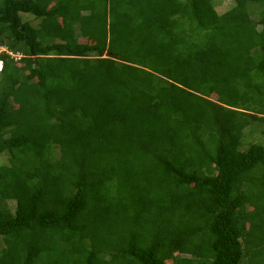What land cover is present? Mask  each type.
<instances>
[{"label":"trees","instance_id":"obj_1","mask_svg":"<svg viewBox=\"0 0 264 264\" xmlns=\"http://www.w3.org/2000/svg\"><path fill=\"white\" fill-rule=\"evenodd\" d=\"M232 1L0 0V264H264V0Z\"/></svg>","mask_w":264,"mask_h":264},{"label":"rangeland","instance_id":"obj_2","mask_svg":"<svg viewBox=\"0 0 264 264\" xmlns=\"http://www.w3.org/2000/svg\"><path fill=\"white\" fill-rule=\"evenodd\" d=\"M232 5H233L232 0H217L216 9L219 13H222L228 10ZM254 16H256L255 12H254ZM22 18L24 21H28L32 24H37V20L34 19L31 15L24 14ZM3 49L4 47H0V50H3ZM252 133L253 134L248 135V140H247L248 142H251V141L263 142L264 136L260 134V126L257 127L256 130H254ZM6 162H7V155L6 154L0 155V165ZM10 204H11V207L13 208L14 207L13 202H11Z\"/></svg>","mask_w":264,"mask_h":264},{"label":"clouds","instance_id":"obj_3","mask_svg":"<svg viewBox=\"0 0 264 264\" xmlns=\"http://www.w3.org/2000/svg\"><path fill=\"white\" fill-rule=\"evenodd\" d=\"M0 67H1V64H0Z\"/></svg>","mask_w":264,"mask_h":264}]
</instances>
